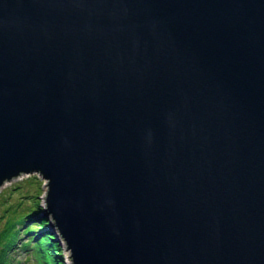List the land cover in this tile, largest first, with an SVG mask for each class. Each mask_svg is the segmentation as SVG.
Here are the masks:
<instances>
[{
  "label": "water",
  "instance_id": "95a60500",
  "mask_svg": "<svg viewBox=\"0 0 264 264\" xmlns=\"http://www.w3.org/2000/svg\"><path fill=\"white\" fill-rule=\"evenodd\" d=\"M32 172L75 264H264V0H0V187Z\"/></svg>",
  "mask_w": 264,
  "mask_h": 264
},
{
  "label": "trees",
  "instance_id": "16d2710c",
  "mask_svg": "<svg viewBox=\"0 0 264 264\" xmlns=\"http://www.w3.org/2000/svg\"><path fill=\"white\" fill-rule=\"evenodd\" d=\"M34 203L24 206L23 202L10 204L1 217L7 216L0 229V264H13L12 251L17 245L31 250L38 264H66L61 243L53 239L56 233L48 231V219L40 214L42 210L38 194ZM1 203V201H0ZM28 235L26 241H20Z\"/></svg>",
  "mask_w": 264,
  "mask_h": 264
},
{
  "label": "rangeland",
  "instance_id": "374dc122",
  "mask_svg": "<svg viewBox=\"0 0 264 264\" xmlns=\"http://www.w3.org/2000/svg\"><path fill=\"white\" fill-rule=\"evenodd\" d=\"M47 180L37 172L32 173H21L19 176L14 177L10 180L5 181V183L0 187V215L4 213L6 207L10 204H16L23 202L24 206L32 205L34 203V197L29 195L38 194V198L41 202L42 210L40 214L48 219V222L53 223L55 232L57 233L60 243L63 247V258L66 264H75L73 259L68 257L71 254V250L67 248L68 243L65 238L62 237V234L59 228H56L55 220L52 215L45 216L42 211L46 207V198L48 184ZM7 216L1 217L0 220V229L4 225ZM50 229V226L48 230ZM54 236V235H53ZM28 235H23L21 242L26 241ZM13 264H38L35 257L31 254V250L24 249L23 246L17 245L16 248L12 251Z\"/></svg>",
  "mask_w": 264,
  "mask_h": 264
}]
</instances>
